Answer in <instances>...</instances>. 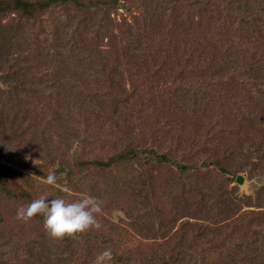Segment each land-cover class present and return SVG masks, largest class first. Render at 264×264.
Wrapping results in <instances>:
<instances>
[{
  "label": "trees",
  "instance_id": "16d2710c",
  "mask_svg": "<svg viewBox=\"0 0 264 264\" xmlns=\"http://www.w3.org/2000/svg\"><path fill=\"white\" fill-rule=\"evenodd\" d=\"M118 1L95 0L87 8L96 14V10L105 5L113 12L118 8ZM58 2L83 6L79 0H0V12L10 9L28 18L36 9H46V4ZM176 11L179 12L177 18L185 16L180 8ZM94 19L87 13L78 18L73 28H66L67 23L64 24L63 32L65 28L74 30V35L64 41L62 47L64 60L60 65L63 70L57 75L47 72L45 79L39 78L46 83L42 85L43 90H36L41 88L39 81L32 86L34 83L29 79L27 88L24 86L25 77L24 80L14 79L11 95L14 100L26 94L24 100H19L24 104L28 96L36 99L35 95H38L41 103L37 110H25L26 117L18 119L19 124L28 123V132L26 129L21 132L22 135L29 134L24 141L28 150L37 152L33 154L29 170L43 179L54 170L57 182L63 178L68 186L84 183L95 189L98 204L106 202L107 197L120 201L137 195L140 203L128 211L126 217L143 228L140 233L131 232L145 240L162 242L156 244V248L145 249V254L136 255L135 251L125 249L122 246L133 235L118 225L114 226L110 212L99 206L94 214L99 221L98 228L62 238L47 233L42 217L29 221L28 237L22 248L25 255L22 258L16 255L19 249L14 244L6 256L0 255V264H9V259L13 264H77L81 259L91 262L106 249L111 251L116 264H264V203L260 204L264 189L253 200L238 195L236 187L227 186L230 182L227 174L245 171L248 166L252 175L264 173V148L256 149L255 154L245 158L247 151L240 152L238 144L227 145L228 135L233 132V128L231 131L227 127L232 124L224 122L219 127L220 123H213L207 117L214 109L224 106L226 94L221 88L224 76L239 79L234 87L238 95L239 89L235 88L240 85V89L244 88L246 75L251 74L254 86L258 88L255 94L250 91L247 94L252 98L264 95L260 94L264 92V53L258 56L253 52L242 66L236 64L238 52L233 53L234 42L231 44L220 39V31L226 28V23L223 27L215 23L213 26L210 23L193 25L191 22L168 24L154 18L150 29L159 33L161 38L156 41L147 38L151 43L146 42L137 53L129 54L123 51V47L134 35L133 26L119 33L120 25L111 24L105 37L99 34L101 29L108 28L99 21L91 25ZM199 25L207 37L204 42L197 33L193 35L188 31ZM1 31L6 41L11 39L12 29ZM103 39L106 40L104 44ZM51 42L46 50L38 43L32 47L37 54L38 50L46 52L50 66L55 62V56L60 57V52L56 51L58 44L53 39ZM259 44L261 41L257 48L261 47ZM250 45L247 49L253 51L254 47ZM3 47L0 44V53ZM9 56L13 55L4 53L0 57L2 63L9 61ZM12 60L18 61L17 58ZM13 65L14 70L20 67L16 63ZM13 74L18 75V70ZM172 88L171 93L165 94V89ZM165 103L176 106L174 118L161 120L164 124L160 126V135L158 129L149 134L145 129L148 104L154 110L158 108L164 118ZM255 108L254 104L250 107L252 111ZM19 113L15 112L16 118ZM177 118L186 119L177 124ZM136 119L144 123L133 126ZM31 128L34 131H30ZM169 129L172 130L166 152L155 151L153 140L161 146ZM216 133H219L218 139ZM176 153H181L191 163L175 162L177 171L166 166ZM37 159L39 163L34 162ZM236 159H241L240 165L232 172L230 168L238 164L234 162ZM208 165H213L218 173L213 175ZM155 166L167 168V174H163L160 182L161 188L155 185ZM88 168L107 171L102 192L95 187L96 182L92 183L87 174L81 172ZM80 172L82 176H78ZM164 186L166 188L162 189ZM107 187L111 190L107 191ZM137 188L140 190L133 196L132 191ZM156 192L161 193L158 202L165 199L162 205L152 204ZM31 195L22 193L28 202L35 198ZM11 197L17 195L13 193ZM73 199L76 197L72 196L70 200ZM244 207H254V210H243ZM1 228L0 235L5 232V227ZM15 228L14 225L7 232L6 239L14 234L17 239L13 241L18 243L21 227L13 233ZM114 245L122 249L113 250Z\"/></svg>",
  "mask_w": 264,
  "mask_h": 264
},
{
  "label": "rangeland",
  "instance_id": "374dc122",
  "mask_svg": "<svg viewBox=\"0 0 264 264\" xmlns=\"http://www.w3.org/2000/svg\"><path fill=\"white\" fill-rule=\"evenodd\" d=\"M79 1H81L83 6H74L72 4H62L59 2L48 3L46 4L48 6L46 9L35 8L36 10L34 11L33 16L28 18L18 15V13L10 9L5 12H0V44L4 45L0 57H2L4 53L7 55H13L9 56V61L4 63H2V58H0V232H2L1 227H5L3 229V231H5L4 234L0 235V255L2 257L6 256L8 250H11L15 244L16 249H19L18 252H16V255L22 258L25 255L22 248L28 237L26 235L28 232V222L34 221L35 219H41L39 214L34 215L26 221L16 219L15 213L17 207L21 204L28 203V200L22 196L23 192H26L29 195L32 194L31 196L35 198L41 194H46L48 197L62 196L69 201L72 196L76 197V199L86 194L96 196L95 189H91L90 186H87L84 183H77L68 186L66 181L62 178V180L56 182V184L48 185L44 183V179L41 178L40 175L33 174L32 171L29 170L32 165L33 154L35 155L37 152L33 149V151L28 150V146L24 141L29 134H21L25 129L27 130L26 132H28V123L22 122L19 124L18 119L21 120L26 117V114L24 115L25 110L35 108V110H37V108L41 106V103L38 101V95H35L36 99H30L28 96L26 98L27 103L25 102L24 104L19 102V100H24L26 94L18 97V102H16L17 100H14L11 96L13 93L12 86L14 84V79L24 80L25 77L24 86L28 88L30 86V84H28L29 79V82L32 81L34 83L32 86H35L37 85L39 78L45 79L44 74H47V72H53L57 75V73L63 70L60 65L64 60L62 47H64V41L73 38L74 35V30L67 31L66 28H73L76 26L78 18L81 19L82 16L87 13L90 16H94L95 19L91 25L99 21V24L108 28L101 29V34H99L100 36L105 37L108 36V30L111 24H116V26L120 25L117 30L118 32L126 31L128 27L133 26L132 32L134 35L127 40V44L123 47V51H126L129 54L131 52L137 53L139 51L138 48L144 45V43H151L148 39L156 41L158 37L161 38L159 33L150 29V24L154 18H157L158 21H161L162 23L168 24H172V22L184 24L191 22L193 25L201 24L202 26V24L206 25L210 23L211 26H213L215 23L220 24L223 27L226 23V28L220 31L222 36H220V39L222 41H229L231 44L234 42L235 46L233 47L235 49L233 50V53L236 51L238 52L236 58L238 61L236 64H241L242 66L246 65L250 57L253 55V52L258 56L261 55V52L264 53V0H119L117 10L112 12L111 10L106 9L107 6L103 5L96 10V14H93V10L88 9L90 7L87 6L91 5L90 3L95 2V0ZM179 8L185 13V16L181 15L177 18L176 13L179 12L176 10ZM149 13H151V15ZM65 23H67V27H64L65 31L63 32L62 28ZM201 26L197 27V29L192 27L191 30L188 31H192L193 35L197 33L200 40L204 42L207 40V37L200 31L202 29ZM1 29H12V32H10V40L6 41L4 39L3 34H1ZM179 32L177 34H179ZM181 36H183V34H180V37ZM33 39L37 40V42H34ZM46 39L48 40L46 41ZM51 39L58 44L56 51L60 52V57L55 56L56 59L52 66H50L51 64L47 61V54L45 51L39 52L38 50L37 54L32 48L34 47V44L38 43V46L46 50L52 43ZM259 41H261V44H259L261 45V49L257 48ZM102 42L104 44L106 40L103 39ZM251 42H253L252 45H250ZM248 45L254 47L253 51L252 49H247ZM12 58H17L18 61L15 62ZM123 61H125V55H123ZM15 63L20 66L16 67V70H14L13 65ZM49 66L50 68H48ZM17 70L18 75H14V71L17 72ZM250 76L251 74L246 75L247 80H245L246 85L244 88L240 89L241 85L239 88H235L236 90L239 89L238 95L235 93L234 87H236V82L238 83L239 79L235 77L234 80H231L228 76H224L225 82L221 87L226 94L223 101L224 106H222V108L214 109L212 115L207 116L208 120L211 122L220 123L219 127L222 126V123L224 122L232 124L231 127H227V129L231 131L233 128V132L228 135L227 145L237 146L238 144L240 152L247 151L245 158H250L252 154H255L257 152L256 149L259 150L264 148V95L258 98H252L247 94V91L255 94V90L258 88L254 86L255 81ZM126 84H128V82ZM38 85H41V88L36 90H43L44 87H42V85H46V83L42 81ZM243 85L244 81L242 86ZM172 91L173 88L171 90L165 89L164 92L166 94L168 92L171 93ZM228 92H234L236 96L235 94L228 95ZM260 94H264V92ZM169 96L173 97V94H169ZM157 104H160L159 101ZM253 104L256 105L254 111L250 109ZM148 106L150 107L147 108L146 119L148 122L145 129L146 131H149V134L156 132L158 129V134L160 135V126L164 124L161 120H165V118L171 120L174 118V110L176 109V106L174 104L165 103L164 106L166 108L164 111L166 115L164 118H162V114H159L158 108L157 110H154V108H151L150 104H148ZM17 111H20L17 115L18 118L15 116V112ZM188 118L189 117H187V120ZM177 119L178 124L186 118ZM142 122L144 123L143 120L140 121V119H136L135 121L133 120L132 125L140 126ZM182 128L183 127H181V129ZM186 128L188 129V127ZM170 130L172 129L168 130L167 137L165 135V137L162 138L163 144L161 143V146L158 143L156 144V140H153V144H155L153 149L155 151L166 152V147H168L167 140L169 141L168 138H170L169 136L171 135ZM30 131H34V129L31 128ZM163 132L165 133L164 130ZM215 136L216 139H218L219 133H216ZM216 139L213 138V141H216ZM180 154L181 153H176L175 156H171L170 160L173 161L166 164V166L170 165L177 171V165L175 162L191 163L190 160ZM238 157L241 156H236V158ZM240 160L236 159L234 161L238 164L230 168L232 172L234 171V167L240 165ZM34 162L39 163L38 159ZM197 164H200V162H197ZM208 166V169H212L213 175L214 173H218L213 165ZM261 166L262 165H260V167ZM153 169V174L156 177L155 185L160 187L161 179L163 180V174H167V168L155 166ZM250 169V166H248L245 171L233 172V174L230 175L227 174V177L229 176L228 178L230 180L227 186L236 187L238 195L249 196L255 200L256 194L263 193L264 173H258L257 175H255V173L252 175L250 174ZM86 170L88 171L86 172ZM86 170L81 172L87 174L89 181L92 180V183L96 182L97 186L95 187H98L102 192V184L106 179L105 175L107 171L103 172L91 168ZM262 170L264 169L262 168ZM81 172L78 176H82ZM181 174L186 176L185 173ZM165 188L166 187L164 186L162 189ZM109 190H111V188L107 187V191ZM139 190V188L133 190V196H135ZM13 193L17 195L16 198L11 197V194ZM156 194L157 197H155V202L153 201L152 204L162 205L165 202V199H161V201L158 202V197L161 193L156 192ZM136 196L133 198L130 195V200L123 198L120 201H114L113 199L110 200L107 197V201L100 203L99 206L107 208L106 211L110 212L109 215L114 222V226L118 225L123 230H126L133 235V238L130 241L126 240V244L122 247L133 250L136 252L135 254L138 255L140 253L145 254V249H149L150 246L156 248V244H159L162 241L157 240L154 242L145 240L133 233H140V229L143 228L142 226L140 228L138 223H134V221H131L130 218L126 217L128 211L135 208V205L138 204V202L140 203L139 197ZM262 202L264 203V198L260 199V204ZM167 203L170 204V202ZM101 204H103V206ZM243 210H254V207H244ZM1 218H3V220ZM144 222L146 223L147 221L145 220ZM14 225L16 228L13 233L21 227L17 235L20 238L18 243H14L13 241L17 239L14 238V234L11 238L9 237L6 239L7 232L11 231ZM132 227H134V229H132ZM124 236L126 235L124 234ZM122 247L114 245L113 250H121ZM147 253H150V251H147ZM8 262L9 264H13V260L11 259H9ZM77 264H116V262H114L111 257L107 258L103 255H97L91 262L87 259H81Z\"/></svg>",
  "mask_w": 264,
  "mask_h": 264
},
{
  "label": "clouds",
  "instance_id": "9594fccd",
  "mask_svg": "<svg viewBox=\"0 0 264 264\" xmlns=\"http://www.w3.org/2000/svg\"><path fill=\"white\" fill-rule=\"evenodd\" d=\"M57 174L49 171L44 177V183L54 185ZM99 210L97 198L84 195L77 199L66 200L62 196L48 197L46 194L32 199L27 204H21L16 209V219L28 220L39 214L43 218V226L47 233L55 238L65 235H75L89 228H98L99 221L94 215ZM103 256L110 258L111 251L106 249Z\"/></svg>",
  "mask_w": 264,
  "mask_h": 264
}]
</instances>
